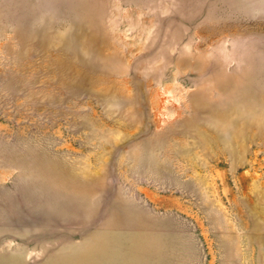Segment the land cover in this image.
I'll return each mask as SVG.
<instances>
[{"label":"rangeland","instance_id":"rangeland-1","mask_svg":"<svg viewBox=\"0 0 264 264\" xmlns=\"http://www.w3.org/2000/svg\"><path fill=\"white\" fill-rule=\"evenodd\" d=\"M0 264H264V0H0Z\"/></svg>","mask_w":264,"mask_h":264}]
</instances>
